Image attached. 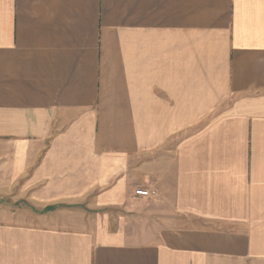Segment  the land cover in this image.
<instances>
[{
    "label": "crops",
    "instance_id": "1",
    "mask_svg": "<svg viewBox=\"0 0 264 264\" xmlns=\"http://www.w3.org/2000/svg\"><path fill=\"white\" fill-rule=\"evenodd\" d=\"M0 264H264V0H0Z\"/></svg>",
    "mask_w": 264,
    "mask_h": 264
},
{
    "label": "built area",
    "instance_id": "2",
    "mask_svg": "<svg viewBox=\"0 0 264 264\" xmlns=\"http://www.w3.org/2000/svg\"><path fill=\"white\" fill-rule=\"evenodd\" d=\"M134 193L136 196L148 197V196L153 195L155 193V191L150 190V189L137 188L134 190Z\"/></svg>",
    "mask_w": 264,
    "mask_h": 264
}]
</instances>
